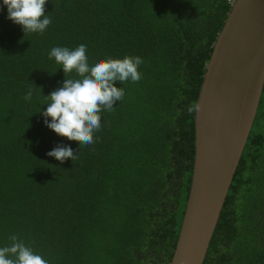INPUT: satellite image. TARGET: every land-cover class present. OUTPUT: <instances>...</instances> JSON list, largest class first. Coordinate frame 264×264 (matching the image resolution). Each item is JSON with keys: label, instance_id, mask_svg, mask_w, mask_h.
Returning a JSON list of instances; mask_svg holds the SVG:
<instances>
[{"label": "trees", "instance_id": "1", "mask_svg": "<svg viewBox=\"0 0 264 264\" xmlns=\"http://www.w3.org/2000/svg\"><path fill=\"white\" fill-rule=\"evenodd\" d=\"M234 2L48 0L51 24L26 34L0 11V246L15 234L51 264L171 263L195 159L189 108ZM81 43L90 63L143 60L91 145L38 112L66 79L48 52ZM58 144L75 160L48 156ZM204 264H264V92Z\"/></svg>", "mask_w": 264, "mask_h": 264}, {"label": "water", "instance_id": "2", "mask_svg": "<svg viewBox=\"0 0 264 264\" xmlns=\"http://www.w3.org/2000/svg\"><path fill=\"white\" fill-rule=\"evenodd\" d=\"M264 92V0H235L204 74L195 159L170 264H204Z\"/></svg>", "mask_w": 264, "mask_h": 264}, {"label": "clouds", "instance_id": "3", "mask_svg": "<svg viewBox=\"0 0 264 264\" xmlns=\"http://www.w3.org/2000/svg\"><path fill=\"white\" fill-rule=\"evenodd\" d=\"M47 3L48 0H0V11L6 7V18L22 26L25 34L44 33L51 24L50 16L45 14ZM48 58L61 65L59 69L63 70L66 79L45 96L43 105L47 107L38 111L45 126L68 140L79 141L80 145L93 144L94 133L101 128V113L113 110L116 101H121L125 95L124 88L117 87L116 83L138 82L142 78L138 71L142 58L126 55L122 59L108 57L90 63L87 45L83 43L74 48L52 47ZM24 99L31 101V89ZM196 109L198 105L193 104L189 111ZM47 155L60 161L70 157L75 160L76 157L73 148L63 144L55 146ZM8 239L10 244L0 246V264H51L48 256L36 251L17 235Z\"/></svg>", "mask_w": 264, "mask_h": 264}]
</instances>
